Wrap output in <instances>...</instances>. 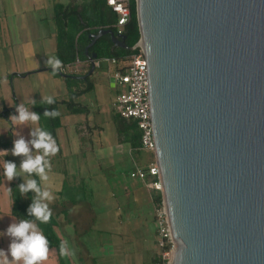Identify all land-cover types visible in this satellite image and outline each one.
I'll return each instance as SVG.
<instances>
[{
    "label": "water",
    "instance_id": "1",
    "mask_svg": "<svg viewBox=\"0 0 264 264\" xmlns=\"http://www.w3.org/2000/svg\"><path fill=\"white\" fill-rule=\"evenodd\" d=\"M172 264H264V0H137ZM111 85L115 79L111 78Z\"/></svg>",
    "mask_w": 264,
    "mask_h": 264
},
{
    "label": "crops",
    "instance_id": "2",
    "mask_svg": "<svg viewBox=\"0 0 264 264\" xmlns=\"http://www.w3.org/2000/svg\"><path fill=\"white\" fill-rule=\"evenodd\" d=\"M92 1L95 0H0V25H2L0 29L2 30L4 26V32L9 33L11 25L16 32L19 31L22 34V40L16 46H18L19 55L24 63H21L22 69L15 70L14 74L19 75L21 78L30 76L35 78L44 77L49 80L65 78L69 83L70 79L66 76L56 75L51 67L46 65V61L51 57L60 59L59 8L60 6L67 8L68 6H79L81 10ZM15 19L19 23L13 22ZM12 47L14 48V46ZM105 59L107 58L97 61L96 69L102 66L101 63L106 61ZM77 60L80 63H77ZM77 60L75 63L67 65L62 62L59 70L62 72L64 68L67 71L64 74L68 76L83 72L84 75L81 76V80L84 81L86 79L85 75L92 64L89 59L86 61ZM108 62L113 64L111 61ZM113 65L115 66V74L118 66ZM114 74L111 75L110 81ZM112 87L117 89L114 85ZM72 93L70 100L60 101L57 99L62 102L61 105L68 107V114L70 115L75 114L73 112L77 107L82 108L76 103L75 98L74 103L77 106H73ZM85 127L86 132L81 131L78 135V147L81 148V153L77 154L72 148L70 137L67 134L68 126L61 119V127L57 130L54 139L63 147L59 148V152L55 157H47L51 162V169L48 170V180L43 182L41 186L51 191L54 196V199L49 202L53 224H55L54 231L60 242L66 243L69 254L61 256L55 247H51L49 248L48 259L39 262V264L156 263L160 252L155 221L158 193L148 189L142 180L131 177V173L148 168L153 159L152 154L144 150L141 154L135 153L131 144L118 134L115 125L116 145L114 149L116 151L111 156L105 152L101 159L115 156L117 163L121 158L123 163H126V168L119 173H112L110 182L107 179L110 191L104 197L106 201L103 204L99 221L96 208L87 198L89 189L87 186V156L83 153L84 150L92 152L98 150H93L92 147L88 148L93 143L90 137L95 127L90 126V123H87ZM61 130H63L65 136L63 138ZM76 156H82L80 157L82 161L77 163ZM58 162L59 166L54 165ZM30 176L32 179H36L35 174ZM22 180L24 182L23 178ZM29 193L32 197L35 195L34 192ZM3 215L6 217L0 211V247L6 251L11 243V238L5 234L7 227L2 225ZM8 216L12 223L20 222L13 214V206ZM34 222L37 224L36 221ZM98 222H100V227ZM38 229L40 230L39 227ZM41 232L43 233V231ZM7 257L0 255V260L4 264L5 261H7V264H14V262L23 264L22 260H12L10 254Z\"/></svg>",
    "mask_w": 264,
    "mask_h": 264
},
{
    "label": "rangeland",
    "instance_id": "3",
    "mask_svg": "<svg viewBox=\"0 0 264 264\" xmlns=\"http://www.w3.org/2000/svg\"><path fill=\"white\" fill-rule=\"evenodd\" d=\"M18 19V18H17ZM15 19L13 22L19 21ZM2 26V25H0ZM0 29V113L3 114L5 108L13 109L16 105L24 104L30 111H34V103L42 101L43 98L53 97L60 101L70 100L72 92L77 90L86 89L89 84L85 81H77L70 79L69 83L65 78L51 79L44 77L35 78L30 76L28 78H21L19 75L14 74L15 70L22 69L21 63H24L19 55V49L16 44L21 42V33L16 32L10 25V32H4ZM14 46V48L12 47ZM13 48V49H12ZM101 67H98L94 77L91 79L93 88L88 90L82 95L75 97L76 103L81 106V112L77 114H68V107L61 105L60 114L61 119L68 126L67 134L70 137L72 148L77 154L81 151L78 147V138L81 131L86 132L85 125L90 123V126H94L93 134L91 135L92 146H88L94 149H98L96 152L84 150V154L87 156V170H88V191L87 198L93 203V206L97 210L99 221L101 219L102 207L106 200L104 197L106 193L110 191V187L107 184V179L111 180L112 173H119L126 168V163L120 158V161L116 163L115 156L112 158L101 159V156L105 155V152L110 156L115 153L114 146L116 145V129L113 122V107L111 106L116 99L119 89L112 87L110 83V77L114 74L115 66L108 61H103ZM10 73V74H8ZM69 88V89H68ZM78 92V91H77ZM80 93V92H79ZM74 94V93H72ZM78 94V93H77ZM88 108V109H87ZM90 110V111H88ZM35 112V111H34ZM18 115L15 111L8 113V118L4 115L0 117V143H13V141L23 135L26 139L30 140L31 129L40 128L39 121L37 123L28 122L27 124H13L10 120L12 115ZM83 127V128H81ZM62 138L65 137L63 130H61ZM57 142V140H56ZM73 143V144H72ZM70 145V146H71ZM102 145V147H101ZM59 148L63 145H59ZM99 147V148H98ZM7 156L0 155V169L3 174V183L0 186V211L4 216L2 219V225L7 227L12 223L8 214L11 213L13 206L11 185L12 181H8L4 175V164L7 161L15 162L19 171V165L23 159L22 156H13L10 153ZM0 150H5L0 147ZM39 154L33 149V155ZM57 155V154H55ZM55 155L49 156L50 158ZM82 156H76L77 163ZM118 161V160H117ZM59 166V162L54 164ZM20 176L25 180L32 179L27 173H21ZM98 188V189H97ZM97 189V190H96ZM100 227V222H98ZM102 227V224H101ZM1 239V238H0ZM96 244V243H95ZM2 249V247H0ZM7 251V250H6ZM7 257V256H6ZM8 259V257H7ZM0 264H4L0 260ZM14 264H16L14 262Z\"/></svg>",
    "mask_w": 264,
    "mask_h": 264
},
{
    "label": "trees",
    "instance_id": "4",
    "mask_svg": "<svg viewBox=\"0 0 264 264\" xmlns=\"http://www.w3.org/2000/svg\"><path fill=\"white\" fill-rule=\"evenodd\" d=\"M128 24H126L124 34L126 36V44L128 47L133 48L139 42L141 38V31L138 20V12H137V1L132 0L131 2V17ZM117 17L112 9L108 6L106 0H95L91 3L85 5L83 8L79 6H60L59 8V52L60 59L67 65L69 63H75L77 59L87 60L88 57L86 55V47L92 43V39L90 38L93 34H98L102 30H113L116 33L115 29H113V25L116 23ZM93 52L98 54L99 59L107 58V59H116L118 60V67L123 65L125 60L132 56L133 54L138 53L137 50H125L122 48L115 47L111 36L105 35L103 36L93 47ZM56 75L61 77L66 76L68 79H74L77 81H82L81 76L84 73H78L74 75H66L61 70H57L55 72ZM85 81V80H84ZM86 82V81H85ZM89 86L84 90H77L80 93L72 94L71 99L73 106H77L74 103V98L78 95H82L88 90L93 88V84L86 82ZM55 99V98H54ZM55 103L52 105L42 104V101L34 103V111L41 115L39 120L40 128H43L49 132H51L53 138L56 137L57 130L61 127V114L55 119L45 117L43 113L46 109H56L59 111V106L62 102L55 99ZM17 106V105H16ZM7 109L5 108L4 113H0L1 116H5L8 118V113L15 111L16 109ZM81 112V108L77 107L73 113L77 114ZM113 121L117 127L118 134L125 138V140L131 144V147L135 153H143L142 144H141V132L137 126V123L133 120H128L122 118L118 115L113 116ZM13 143H0V147L3 149L11 148ZM7 161H9L6 158ZM143 170H146L145 168ZM3 174L0 169V186L3 183ZM36 180L39 181L38 176H35ZM23 183L21 176L14 178V181L11 185V194L13 200V214L18 220L22 219H30L36 221L38 227L43 234L49 240V248L55 247L59 254L61 255L60 245L61 242L55 234L53 219L49 223H41L38 220H35L34 217H30L27 213V209L29 205L32 203L31 194L28 193L27 196H21L18 190V185ZM161 202V195L158 194L156 198L157 205ZM62 256V255H61ZM62 260V257H61Z\"/></svg>",
    "mask_w": 264,
    "mask_h": 264
},
{
    "label": "clouds",
    "instance_id": "5",
    "mask_svg": "<svg viewBox=\"0 0 264 264\" xmlns=\"http://www.w3.org/2000/svg\"><path fill=\"white\" fill-rule=\"evenodd\" d=\"M46 65L56 72L61 68L62 61L59 58L51 57L46 61ZM55 102L51 96L42 99V104L52 105ZM16 112L18 115L14 114L10 117L13 124L37 123L41 118L40 114L30 111L24 104L16 106ZM43 115L55 119L60 113L56 109H46ZM30 136V140L21 135L13 141L11 155L22 156L23 159L19 165V171L15 162L6 161L4 175L9 182L21 173L35 174L39 177L40 183L36 179H27L18 185V190L20 195L25 197L29 192L35 193L31 197L32 203L29 205L27 213L41 223H49L52 217L49 202L54 199V196L51 191L41 185L48 180V170L51 169V162L47 157L57 154L59 147L51 132L43 128L31 129ZM33 149L39 154L33 155ZM8 154L9 150H0V155L7 156ZM5 234L11 238V243L7 251L0 249V255L6 257L10 254L12 260H22L23 264H39V262L48 259L49 240L33 220L22 219L19 223H11ZM60 251L61 255L69 254L65 242H61Z\"/></svg>",
    "mask_w": 264,
    "mask_h": 264
},
{
    "label": "built area",
    "instance_id": "6",
    "mask_svg": "<svg viewBox=\"0 0 264 264\" xmlns=\"http://www.w3.org/2000/svg\"><path fill=\"white\" fill-rule=\"evenodd\" d=\"M131 2L132 0H107L108 6L117 17V21L113 25V29H115L117 35L124 34L126 24L131 19ZM138 50V53L133 54L125 60L113 76L115 79L114 86L119 91L111 106L116 115L137 123L141 132L142 149L153 156L152 162L146 170H138L131 173V177L142 180L148 189L161 195V202L155 210L160 252L159 259L154 264H172L177 243L173 238L168 222L164 188L152 130L150 98L146 76V56L141 48H138ZM105 60L111 61L118 66V60L114 58ZM77 63H80L79 60H77ZM62 72L67 73L64 68Z\"/></svg>",
    "mask_w": 264,
    "mask_h": 264
},
{
    "label": "flooded vegetation",
    "instance_id": "7",
    "mask_svg": "<svg viewBox=\"0 0 264 264\" xmlns=\"http://www.w3.org/2000/svg\"><path fill=\"white\" fill-rule=\"evenodd\" d=\"M93 47H94V46H93ZM93 47H91V49H90V55H93V54L95 53V52L92 51ZM98 60H99V59H98ZM96 70H97V69H95V71L92 72V67H90V68L88 69V71H87V73H86V75H85V77H86L85 81H86V82L92 83V82H91V79L94 77V75H95V73H96ZM92 84H93V83H92Z\"/></svg>",
    "mask_w": 264,
    "mask_h": 264
}]
</instances>
